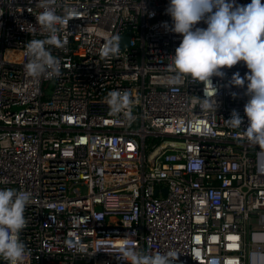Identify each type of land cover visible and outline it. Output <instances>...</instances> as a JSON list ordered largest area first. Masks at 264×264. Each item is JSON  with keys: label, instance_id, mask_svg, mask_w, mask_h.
<instances>
[{"label": "built area", "instance_id": "obj_1", "mask_svg": "<svg viewBox=\"0 0 264 264\" xmlns=\"http://www.w3.org/2000/svg\"><path fill=\"white\" fill-rule=\"evenodd\" d=\"M169 2L56 0L68 21L66 45L48 46L60 74L32 78L26 46L48 35L44 9L0 0V188L32 194L24 264H124L125 245L178 253L173 264H264V149L243 136L247 81L231 83L249 70L240 61L210 78L215 112L194 103L211 89L171 82L182 36ZM115 35L127 45L102 59ZM113 91L130 94L131 116L111 113ZM233 110L241 129L226 121Z\"/></svg>", "mask_w": 264, "mask_h": 264}, {"label": "clouds", "instance_id": "obj_2", "mask_svg": "<svg viewBox=\"0 0 264 264\" xmlns=\"http://www.w3.org/2000/svg\"><path fill=\"white\" fill-rule=\"evenodd\" d=\"M56 0H40L38 6L44 11L38 16L42 29L48 33L45 39L31 40L27 43L24 65L28 76L39 78L44 74H60L58 57L52 55L48 46L63 48L66 41L59 37V25H66L67 18L56 14ZM166 13L172 18L170 30L180 34L182 39L172 55L169 70L174 73L171 82L180 77H190L193 82L209 85L211 92L204 90V98H197L204 109L215 112L213 97L217 89L211 77L223 76L224 67H232L243 61L248 72L244 77L234 73L231 83L236 86L246 84L248 101L244 105L247 126L243 136L253 145L264 149V3L251 0L239 5L235 0H170ZM206 28L194 27L200 21ZM167 28V22H164ZM120 35L110 36L103 45L102 59L118 56ZM235 96V93H233ZM112 114L127 111L131 116L132 100L130 94L113 91L106 98ZM233 129H241L242 117L233 110L226 120ZM32 202L28 191L13 188H0V258L6 264H24L26 245L19 233L26 227L25 209ZM117 258L124 264H173L178 253H145L131 245L118 249Z\"/></svg>", "mask_w": 264, "mask_h": 264}, {"label": "water", "instance_id": "obj_3", "mask_svg": "<svg viewBox=\"0 0 264 264\" xmlns=\"http://www.w3.org/2000/svg\"><path fill=\"white\" fill-rule=\"evenodd\" d=\"M128 41L126 39V37H122L121 40H120V44L121 45H127Z\"/></svg>", "mask_w": 264, "mask_h": 264}, {"label": "rangeland", "instance_id": "obj_4", "mask_svg": "<svg viewBox=\"0 0 264 264\" xmlns=\"http://www.w3.org/2000/svg\"><path fill=\"white\" fill-rule=\"evenodd\" d=\"M45 92V91H44ZM47 93H49V91H47Z\"/></svg>", "mask_w": 264, "mask_h": 264}]
</instances>
